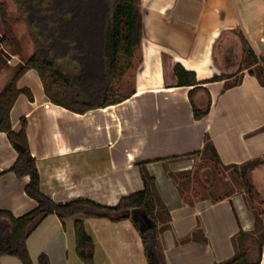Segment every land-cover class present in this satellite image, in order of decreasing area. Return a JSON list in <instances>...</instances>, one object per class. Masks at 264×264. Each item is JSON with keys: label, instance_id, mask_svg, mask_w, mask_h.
Instances as JSON below:
<instances>
[{"label": "crops", "instance_id": "crops-1", "mask_svg": "<svg viewBox=\"0 0 264 264\" xmlns=\"http://www.w3.org/2000/svg\"><path fill=\"white\" fill-rule=\"evenodd\" d=\"M140 4L147 67L129 89L133 92L129 97L85 112L73 111L50 101L37 71L29 68L17 86L29 88L33 98L26 93L17 96L10 110L12 129L18 132L26 118L41 188L57 202L87 197L115 205L122 196L143 188L137 162H146L163 203L160 209L170 217L171 226L160 233L167 262L213 264L229 259L235 253L232 237L240 229L254 228V215L244 196L233 193L218 201L207 197L187 203L165 167L192 169L193 157L183 155L200 150L206 134L224 164L264 158V85L247 71L232 86L225 87V80L204 83L194 101L202 106L210 99L209 111L195 118L189 98L192 86L176 84L173 66L179 61L194 66L198 75L209 72L216 42L235 23L244 29L254 51L264 53V0H140ZM219 29L222 32L209 55L208 36ZM150 51L154 57L148 56ZM0 53L6 61L0 67L1 91L25 63L2 45L1 33ZM119 74L120 70L107 92L113 98L125 92L118 85ZM154 74L158 80H151ZM80 95L86 100L92 96L85 91ZM19 151L0 131V209L15 216L37 206L25 191L29 175L19 177L10 170ZM249 176L251 181L264 180V163ZM84 224L95 243L92 264H148L130 217L119 221L90 217ZM75 245L74 217L62 221L55 214L44 217L27 238L32 264H39L41 252L51 264H87L78 257ZM0 264L22 262L15 255L2 254Z\"/></svg>", "mask_w": 264, "mask_h": 264}, {"label": "trees", "instance_id": "trees-1", "mask_svg": "<svg viewBox=\"0 0 264 264\" xmlns=\"http://www.w3.org/2000/svg\"><path fill=\"white\" fill-rule=\"evenodd\" d=\"M14 1L18 6L23 7V10L19 7L21 11L19 17H24L27 25L36 29V33L33 34L36 45L31 55L23 59L25 64L0 91V131L7 133L13 145L23 146V150L19 151L10 170L19 177L29 175L30 179L25 185V191L37 200V206L20 216L13 215L9 210L0 209V255H15L22 264H32L27 248V238L44 217L55 214L62 221L74 217L76 253L83 262L92 264L95 243L86 231L84 219L104 217L119 221L130 217L139 231L148 264H169L160 241V233L171 226L170 217L167 210L163 215L160 209L163 203L155 187V178L145 166L146 162H137L143 188L122 196L115 205L102 204L87 197L57 202L41 188L36 159L29 149L26 118H22V128L18 132L12 129L10 118V110L20 93H26L29 98H33L29 88L17 86L18 79L29 68L37 71L43 83L44 92L50 101L73 111L85 112L88 109L119 102L129 97L133 93L131 90L119 94L116 98L108 96L107 92L117 71L126 69L136 47L142 41L140 0ZM0 20L3 22V30L0 31L1 43L8 50L13 45V37L3 1H0ZM221 32L222 29H219L209 34L205 47L209 55ZM60 59H69L73 65L72 70L63 71L56 63ZM5 62L0 53V67ZM208 69L209 72L198 75L194 66H186L179 61L173 66L176 84L192 86L189 90V98L195 118L204 117L210 107V99L202 106L194 101L195 93L203 89L202 84L225 80V87H228L241 80L240 75L239 78L231 81L230 77L234 74H226L214 65L210 64ZM244 70L255 75L264 85V53L258 54L248 47L242 67L237 72ZM81 91L93 97L91 96L88 100L83 99L80 95ZM197 154H203L206 157V167L213 168V179L210 183L213 187L217 181V167L233 169L232 179L234 182L237 181L241 189L245 191L247 207L254 215V228L240 229L232 237L234 255L213 264H261V250L264 244V210H260L253 204L257 192L249 173L255 166L264 163V158H254L240 164H224L207 134L200 150L183 156L193 157ZM165 170L172 177L183 200L190 204L194 203L197 199H189L185 190L191 182V174L200 175L199 169L175 173L166 165ZM177 174L181 176L178 177ZM195 181L198 182L199 178ZM191 190L195 195L198 194L194 187ZM229 196L227 192L209 198L212 201H218ZM149 219L152 222H149ZM253 246L257 249V256L254 259L252 258ZM38 262L51 264L45 252L39 253Z\"/></svg>", "mask_w": 264, "mask_h": 264}, {"label": "rangeland", "instance_id": "rangeland-1", "mask_svg": "<svg viewBox=\"0 0 264 264\" xmlns=\"http://www.w3.org/2000/svg\"><path fill=\"white\" fill-rule=\"evenodd\" d=\"M0 1L5 3L7 22L12 30L11 35L13 37V45L11 48H8V50L16 53V55H18L21 59H26L34 51L36 43L33 40V34L36 33V29L34 27H29L24 17H19L21 13L19 7L23 10L22 6H18L14 0ZM1 30H3V22L0 20V31ZM248 47L253 49L249 38L240 24L231 25L228 28H225L214 47L213 62L215 68L225 72L226 74H234V77H230L231 81L239 78L241 72L237 71L242 67V62L247 54ZM145 52L146 50L144 44L141 41L131 56L130 63L126 69L123 71L120 70V74L117 76V82L120 88L125 90V92L134 88L137 84V78H140L139 76L144 73V69L147 67ZM147 54L150 58L154 57V54H152L151 51L149 53L147 52ZM56 63L65 72L72 70L73 65L69 59H60L57 60ZM205 68L206 67L204 66V70ZM157 77L158 76L154 74V78H150H152L151 80H158ZM193 159L194 162L191 170L194 171L199 169L200 175L194 176L191 174V182L185 190V194L189 197V199L195 200L206 196L213 198L227 192L230 195L233 193H240L245 199V191L241 189L237 181L234 182L232 179L233 169L223 168L222 166L217 167V181L213 187L210 184L213 179V168L209 169L206 167V157L203 156V154H197L193 156ZM174 172L179 173L178 171ZM177 176L179 177L181 174H177ZM196 178H199L198 182L195 181ZM252 182H254L253 184L257 192L253 204L260 210H264V180H260L259 178L254 180L253 178ZM193 187L196 189V192L198 193L197 195H195L191 190ZM162 213L165 215L163 211ZM149 222H152V220L149 219ZM256 256L257 249L256 246H253L252 258L254 259Z\"/></svg>", "mask_w": 264, "mask_h": 264}, {"label": "water", "instance_id": "water-1", "mask_svg": "<svg viewBox=\"0 0 264 264\" xmlns=\"http://www.w3.org/2000/svg\"><path fill=\"white\" fill-rule=\"evenodd\" d=\"M17 147H18V149L20 150V151H22L23 150V146H21V145H16Z\"/></svg>", "mask_w": 264, "mask_h": 264}]
</instances>
